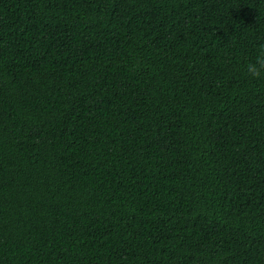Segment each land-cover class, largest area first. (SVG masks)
<instances>
[{
  "label": "trees",
  "instance_id": "obj_1",
  "mask_svg": "<svg viewBox=\"0 0 264 264\" xmlns=\"http://www.w3.org/2000/svg\"><path fill=\"white\" fill-rule=\"evenodd\" d=\"M264 0H0V264H264Z\"/></svg>",
  "mask_w": 264,
  "mask_h": 264
},
{
  "label": "clouds",
  "instance_id": "obj_2",
  "mask_svg": "<svg viewBox=\"0 0 264 264\" xmlns=\"http://www.w3.org/2000/svg\"><path fill=\"white\" fill-rule=\"evenodd\" d=\"M246 70L249 76L254 79L264 75V44L259 46L255 61L249 62L246 65Z\"/></svg>",
  "mask_w": 264,
  "mask_h": 264
}]
</instances>
